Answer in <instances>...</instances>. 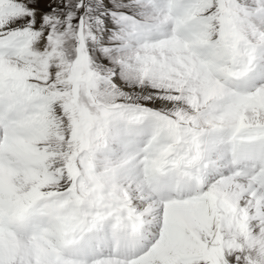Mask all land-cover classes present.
<instances>
[{
	"label": "snow or ice",
	"instance_id": "1",
	"mask_svg": "<svg viewBox=\"0 0 264 264\" xmlns=\"http://www.w3.org/2000/svg\"><path fill=\"white\" fill-rule=\"evenodd\" d=\"M0 264H264V0H0Z\"/></svg>",
	"mask_w": 264,
	"mask_h": 264
}]
</instances>
